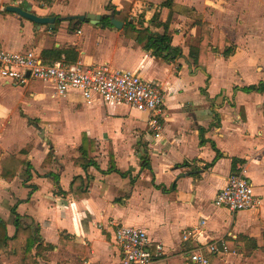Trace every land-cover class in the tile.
I'll return each mask as SVG.
<instances>
[{
    "label": "crops",
    "instance_id": "0c3cea01",
    "mask_svg": "<svg viewBox=\"0 0 264 264\" xmlns=\"http://www.w3.org/2000/svg\"><path fill=\"white\" fill-rule=\"evenodd\" d=\"M164 1L0 0L1 48L33 52L40 59L44 49L73 48L75 63L131 71L164 92L156 138L146 113L87 103L74 91L58 96L37 80L15 86L0 78V160L24 161L12 180L0 176V223L13 238L15 209L22 237L15 245L18 253L3 247L0 264H119L113 241L117 225L144 230L152 250L161 245L160 264H196L190 252L219 240L228 251L210 256L209 264H264V97L242 91L264 83V0H173L171 9L161 7ZM13 3L38 17L55 18L54 29L6 12ZM123 3L130 8L127 21L117 17ZM110 13L122 22L120 30L108 18L95 26L65 19ZM197 22L208 25L202 67L188 58L190 48L200 45ZM126 23L137 31L129 37ZM165 23L170 46L181 51L172 62L155 58L145 51L146 40H137L142 29L162 35ZM227 47L234 51L225 58ZM70 117L79 122L73 125ZM84 138L94 145L95 167L86 170L74 165ZM212 145L220 154L216 160ZM109 152L125 177L107 173ZM234 162L243 164L261 200L256 211L231 213L214 205ZM77 177L82 186L75 192L71 185ZM82 190L85 196L79 195Z\"/></svg>",
    "mask_w": 264,
    "mask_h": 264
},
{
    "label": "built area",
    "instance_id": "2783aa9c",
    "mask_svg": "<svg viewBox=\"0 0 264 264\" xmlns=\"http://www.w3.org/2000/svg\"><path fill=\"white\" fill-rule=\"evenodd\" d=\"M0 78L15 86H25L30 80H37L51 85L58 96L74 91L87 103L125 106L148 115V130L154 137L157 138L162 130V88L131 71L117 70L109 64L67 65L63 61H55L47 65L33 52H12L0 47ZM214 205L231 213L260 208L261 200L255 196L243 164L235 165L225 186L216 194ZM183 240H187L186 235H183ZM113 241L120 253L119 264L161 263V245L152 250L147 233L140 228L117 225ZM227 251L226 242L213 241L195 247L189 259L196 264H209L210 256H222Z\"/></svg>",
    "mask_w": 264,
    "mask_h": 264
},
{
    "label": "trees",
    "instance_id": "16d2710c",
    "mask_svg": "<svg viewBox=\"0 0 264 264\" xmlns=\"http://www.w3.org/2000/svg\"><path fill=\"white\" fill-rule=\"evenodd\" d=\"M123 6L124 8L120 12L119 15L115 11L114 6H107L106 9L112 10L115 14H117L118 19L127 21L124 16V13L127 12L126 7L128 6V4L123 3ZM161 7H164L166 9H171L173 7V0H165L162 3ZM156 21H157V15H155L152 18L151 20L152 25H154V22ZM197 23H199L201 27L200 45L197 48L195 47L190 48L188 58L191 61L192 65H194L195 67H202L203 64L199 63V59L200 58L204 59L206 57L207 49L209 47L207 43L208 25L206 23H201V22H197ZM106 24H108L107 20H106ZM156 25L162 26V24H156ZM163 29H164V33L162 35L157 34V33H151L148 29H142L138 32L137 40H139L140 42L146 40L144 49L145 51L150 52L151 55L154 56L155 58L161 59L165 62H172L176 57L181 55V51L178 48H173L170 46V36L167 35V23L163 24ZM54 32L55 30L52 31V33ZM136 32L137 31L134 29L133 24L126 23V36H127V33L129 37V35H133ZM233 51H234L233 47H227L224 50H222V55L223 57L227 58L232 54ZM61 56L64 57L62 61L67 65L74 64L78 58L77 52L73 48H67L64 50H58V49L52 48V49H44L41 52L42 63L47 64V65L52 64L53 61L61 60ZM242 91L246 93H251V92L260 93L264 97V83L259 82L255 86H249L246 88H242ZM203 92L205 94L204 90H202V93ZM262 107L264 110V100H263ZM218 121H219L218 118L214 116V123H215L214 126L217 125ZM203 131L204 130H200V134H203ZM200 143L204 144L205 141L201 139ZM212 148L216 152V158H215L216 160L217 158H219L220 154L215 149L214 145H212ZM79 151H80V157L74 160V165H78L82 167L84 170H86L88 167H95V163L91 159V153L94 151V145L91 144L89 140L87 142V140L84 138V143H82ZM50 156L51 154L49 153L48 157ZM23 164H24V161L18 159L15 156L14 157L4 156L0 160V176L6 181L12 180L15 177L18 168ZM235 165H236V162L233 163L234 168H235ZM142 167H146L147 169L149 168V165L148 163H146V160L144 158L142 160ZM206 167H209V166H206ZM112 172L119 173L115 168L113 156L111 152H109V168H108L107 173H112ZM119 174L122 177H125L126 175V173H119ZM27 176L28 178L30 177L29 172H27ZM81 184H82L81 178L79 177L74 178L72 185H71L72 190L76 192L77 188H80L82 186ZM79 195L85 196L86 194L82 190L81 192H79ZM12 214L15 216L16 235L13 238H8L5 234L4 224L0 223V251H2L4 246H8L10 250L15 249L16 252L18 253L17 251L18 247L16 248L15 245L20 244L19 242L22 240V237L19 234L20 217L15 214V209H12ZM19 264H24V262L19 261Z\"/></svg>",
    "mask_w": 264,
    "mask_h": 264
},
{
    "label": "water",
    "instance_id": "95a60500",
    "mask_svg": "<svg viewBox=\"0 0 264 264\" xmlns=\"http://www.w3.org/2000/svg\"><path fill=\"white\" fill-rule=\"evenodd\" d=\"M5 11L8 13H13L18 15L19 17L26 19L32 23H35L39 26H47L49 29H54L55 18L53 17H38L26 10H23L21 7H18L13 3L11 6H6ZM104 18H108L110 20V24L120 30L123 26L122 22L115 19L114 13H110L108 15H94V14H84L79 16H69L65 18L67 21H74L75 25L79 26L81 24H90V25H98L100 21ZM28 76V74H26Z\"/></svg>",
    "mask_w": 264,
    "mask_h": 264
},
{
    "label": "rangeland",
    "instance_id": "374dc122",
    "mask_svg": "<svg viewBox=\"0 0 264 264\" xmlns=\"http://www.w3.org/2000/svg\"><path fill=\"white\" fill-rule=\"evenodd\" d=\"M70 5V4H69ZM128 7V6H127ZM127 7H126V9H127ZM129 7H130V5H129ZM127 11H129L130 12V8H129V10L127 9ZM132 11V10H131ZM137 16H138V13L136 14ZM126 30V29H125ZM118 70V69H117ZM39 84V83H38ZM42 84V83H41ZM45 86V85H44ZM47 88V87H46ZM48 89V88H47ZM54 112L55 111H57V109H56V107H54ZM52 110V111H53ZM57 114V116H58V113H56ZM51 118L53 117V115L52 116H50ZM59 120V119H58ZM57 120V121H58ZM70 121H71V123H73V125L74 124H76V123H78L79 122V120H77V118H75V117H70ZM59 122V121H58ZM57 128H59L60 130H58V131H62V128H61V125L59 126V125H55ZM72 128V127H71Z\"/></svg>",
    "mask_w": 264,
    "mask_h": 264
}]
</instances>
